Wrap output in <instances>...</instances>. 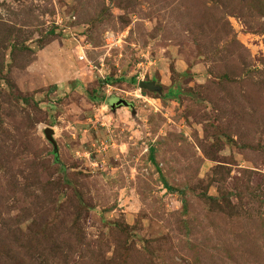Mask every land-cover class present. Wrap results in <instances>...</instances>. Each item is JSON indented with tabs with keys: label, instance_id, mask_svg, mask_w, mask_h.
I'll use <instances>...</instances> for the list:
<instances>
[{
	"label": "rangeland",
	"instance_id": "obj_1",
	"mask_svg": "<svg viewBox=\"0 0 264 264\" xmlns=\"http://www.w3.org/2000/svg\"><path fill=\"white\" fill-rule=\"evenodd\" d=\"M0 264H264V0H0Z\"/></svg>",
	"mask_w": 264,
	"mask_h": 264
},
{
	"label": "water",
	"instance_id": "obj_2",
	"mask_svg": "<svg viewBox=\"0 0 264 264\" xmlns=\"http://www.w3.org/2000/svg\"><path fill=\"white\" fill-rule=\"evenodd\" d=\"M143 85L144 84H141V86H143ZM144 86H148L150 88H153L152 84L151 85H144ZM108 105L111 108H115L116 106H121V105L131 107L130 104H128L126 101H124L122 99H119L117 97H111L108 100ZM52 135H53V130L52 129L45 130V136H46V138L55 145L54 140L52 138Z\"/></svg>",
	"mask_w": 264,
	"mask_h": 264
}]
</instances>
